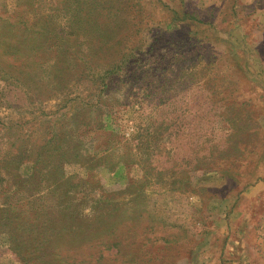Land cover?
I'll return each instance as SVG.
<instances>
[{
  "label": "rangeland",
  "instance_id": "1",
  "mask_svg": "<svg viewBox=\"0 0 264 264\" xmlns=\"http://www.w3.org/2000/svg\"><path fill=\"white\" fill-rule=\"evenodd\" d=\"M0 264H264V0H0Z\"/></svg>",
  "mask_w": 264,
  "mask_h": 264
},
{
  "label": "crops",
  "instance_id": "2",
  "mask_svg": "<svg viewBox=\"0 0 264 264\" xmlns=\"http://www.w3.org/2000/svg\"><path fill=\"white\" fill-rule=\"evenodd\" d=\"M249 262V261H248Z\"/></svg>",
  "mask_w": 264,
  "mask_h": 264
}]
</instances>
